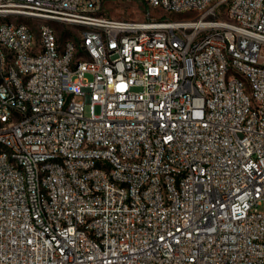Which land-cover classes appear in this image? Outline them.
Masks as SVG:
<instances>
[{
  "label": "built area",
  "instance_id": "obj_1",
  "mask_svg": "<svg viewBox=\"0 0 264 264\" xmlns=\"http://www.w3.org/2000/svg\"><path fill=\"white\" fill-rule=\"evenodd\" d=\"M140 1L0 0V264H264V0Z\"/></svg>",
  "mask_w": 264,
  "mask_h": 264
},
{
  "label": "rangeland",
  "instance_id": "obj_2",
  "mask_svg": "<svg viewBox=\"0 0 264 264\" xmlns=\"http://www.w3.org/2000/svg\"><path fill=\"white\" fill-rule=\"evenodd\" d=\"M102 15L106 18L118 19V20H130V21H148L150 19H178L181 18L182 15L167 13L160 9H153L146 5L144 2L140 0H104ZM34 31L37 32L39 23L33 20H26ZM51 25L54 23L50 22ZM55 28L61 37L62 31H68L69 34L64 38L73 39V35L77 34L78 27L75 26H66L60 23H56ZM37 38L39 39V32H37ZM90 80L91 77L88 76ZM79 100H82L80 98ZM97 114L100 112L99 108L96 109ZM91 113L90 105L86 106V115L89 116Z\"/></svg>",
  "mask_w": 264,
  "mask_h": 264
},
{
  "label": "trees",
  "instance_id": "obj_3",
  "mask_svg": "<svg viewBox=\"0 0 264 264\" xmlns=\"http://www.w3.org/2000/svg\"><path fill=\"white\" fill-rule=\"evenodd\" d=\"M69 34V32L66 30V31H62V34L61 36L64 38L65 36H67Z\"/></svg>",
  "mask_w": 264,
  "mask_h": 264
}]
</instances>
